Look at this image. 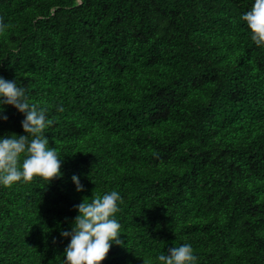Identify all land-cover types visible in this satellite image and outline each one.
<instances>
[{"label": "trees", "instance_id": "trees-1", "mask_svg": "<svg viewBox=\"0 0 264 264\" xmlns=\"http://www.w3.org/2000/svg\"><path fill=\"white\" fill-rule=\"evenodd\" d=\"M252 4L0 0V76L47 110L63 173L0 186V264H64L74 206L112 190L124 246L101 264H157L184 243L198 264H264V48L241 19ZM5 114L0 136L24 135V115Z\"/></svg>", "mask_w": 264, "mask_h": 264}, {"label": "clouds", "instance_id": "clouds-1", "mask_svg": "<svg viewBox=\"0 0 264 264\" xmlns=\"http://www.w3.org/2000/svg\"><path fill=\"white\" fill-rule=\"evenodd\" d=\"M241 19L246 22L254 45L264 48V0H253L251 9ZM7 28L0 18V34ZM9 105L24 115L21 126L25 134L0 136V186L30 182L34 177H41L48 184L62 177V156L55 147H50L45 135L53 123L47 110L30 102L26 88L16 79L0 76V121L8 120L5 112ZM71 179L77 191H84L79 176L73 175ZM122 203L121 194L112 190L74 206L78 215L72 220L71 229L61 232L62 237L70 238L64 249V264H101L113 245L124 246L123 226L117 219ZM155 259L157 264H198L199 261L189 243L175 246Z\"/></svg>", "mask_w": 264, "mask_h": 264}]
</instances>
